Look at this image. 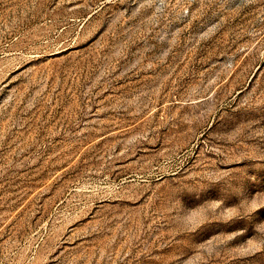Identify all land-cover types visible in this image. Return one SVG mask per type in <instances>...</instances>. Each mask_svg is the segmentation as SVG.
<instances>
[{
	"label": "rangeland",
	"instance_id": "obj_1",
	"mask_svg": "<svg viewBox=\"0 0 264 264\" xmlns=\"http://www.w3.org/2000/svg\"><path fill=\"white\" fill-rule=\"evenodd\" d=\"M0 264H264V0H0Z\"/></svg>",
	"mask_w": 264,
	"mask_h": 264
}]
</instances>
